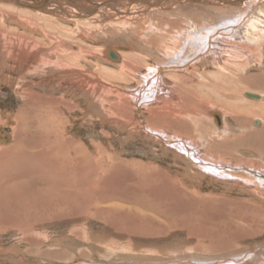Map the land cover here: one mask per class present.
Segmentation results:
<instances>
[{
  "label": "rangeland",
  "instance_id": "374dc122",
  "mask_svg": "<svg viewBox=\"0 0 264 264\" xmlns=\"http://www.w3.org/2000/svg\"><path fill=\"white\" fill-rule=\"evenodd\" d=\"M7 9L0 5L1 13H7ZM29 16L25 14L28 20ZM32 19L36 26L39 24L38 29L43 26L35 36L33 31H24L1 18L0 33L5 29L24 33L25 38H35L42 47L57 42L61 50L52 55L43 52L41 63L46 66L35 69L29 64L23 73L8 72L0 59V73L14 80L12 86L0 81V264H264V138L260 136L264 122L258 118L259 123L254 124L257 117L249 115L242 121L243 127L237 126L241 118L225 115L223 107L232 104L246 114L253 109L246 102L253 101L247 97L249 92L236 95L240 85L235 76L240 73L234 70L226 77L218 75L216 81L211 75L218 68L206 65L185 74L193 81L189 83L193 88H189L192 97L183 98L184 114L189 115L194 105L199 106L198 110L208 106L205 111L219 112L222 127L232 130L222 135L220 124L210 121L209 112L188 120L197 126L196 134L191 135L198 142L200 156L215 155L220 159L212 157L213 162L243 167L231 171L230 180L202 178L195 174L201 166L192 164L193 159L191 163L184 156L174 155L157 140L121 131L115 122L118 119L111 115L114 107L120 108L111 92L93 96L95 100L90 103L83 91L59 81L56 69L71 64L75 69L102 75L110 88L119 90L118 94L126 88L123 102L129 103V98L136 97V90L143 87L141 79L131 74L117 79L114 67L95 53L103 52L110 44L131 43L136 38L127 37L129 30L119 32V27L109 26L102 33L79 26L75 29L74 22H59L44 15ZM2 41L0 38V44ZM184 54L181 58L188 57L189 50ZM230 58L226 59L231 65L224 63L225 67L242 63ZM150 60L146 53L140 62ZM254 61L242 73L245 77L264 71V58ZM191 65L184 71H189ZM168 82L166 89L174 90ZM225 87L237 91L231 103L225 99ZM31 91L36 95L31 96ZM28 96L40 97L43 103L36 106L30 100L28 104ZM45 96L56 102L60 99V110L52 101H45ZM65 103L71 104V109ZM130 105L123 108V116L143 124L146 119L151 124L162 123L159 118L152 119L156 115L139 108V104V110ZM101 115L106 118L100 121ZM48 117L61 119L58 122L67 126L66 134L60 131L61 145L67 147V139L73 138L82 146L80 149L88 155L82 165L72 163L71 158L72 167L64 165V155L54 150L57 137L47 129ZM73 153L67 152L70 157ZM236 178L245 180L238 182ZM246 181L252 182L251 188L244 186Z\"/></svg>",
  "mask_w": 264,
  "mask_h": 264
},
{
  "label": "bare ground",
  "instance_id": "6f19581e",
  "mask_svg": "<svg viewBox=\"0 0 264 264\" xmlns=\"http://www.w3.org/2000/svg\"><path fill=\"white\" fill-rule=\"evenodd\" d=\"M0 3L3 4L5 8L14 11L11 12L7 9V13L0 12L1 19L23 28L24 31H33L34 34L32 35L34 36L36 33L42 32L43 26L38 29L39 24L36 26L32 18H39L42 15L52 20L55 19V21L58 20L59 22H74L73 25L76 26L75 29L79 26L93 30H101L103 33L111 26L116 28L119 27V30L117 29L119 32L125 30V28L127 31L129 30L130 32L127 37L133 35L131 37L136 38L132 40L131 43L127 40L118 45L116 43L114 45L110 44L109 47L105 46L103 52H95L103 57L102 59L106 64L114 67L116 75H118V78L115 77L116 75H113L114 78L119 79L120 76L124 77L127 74H131L141 79L143 87L136 90L138 94L136 97L129 98V103L123 102L124 98H127L125 96V93L128 92L126 88H124V91L126 90L125 92L121 89L122 91L118 94L119 90L110 88L105 83L107 80L105 81V78L101 77L102 75L99 76L97 73H90L83 69H75L71 64L62 65L61 68L56 69L61 76L59 81L70 84V89L83 91L87 97L89 96L90 103H93L95 100L92 99L93 96L97 94L102 95V93L104 95V93L107 94L111 92L109 95L113 96V98L112 96L111 98L114 99L120 107H114L113 111L115 113L111 115L114 120L118 119V121L115 122L120 126L119 129L121 131L136 134L141 139L157 140L174 155L179 157L184 156V160H189L191 163V159H193L192 164L198 167L201 166V168L197 170L198 173H195L198 174L199 177H209L211 179L213 177H219L224 180H230L231 177H233L230 174L231 171L237 169L243 170L241 166L237 167V169L233 166L230 167V165L225 164L227 163L225 161V163L213 162L211 160L213 155H208L211 156L208 157L206 154V158L200 156L201 150L198 146V142L192 137L193 133L196 134L197 126L193 124V121L188 122V120L192 118L195 120L197 118L196 115H198V118L204 116L205 113L209 112H206L205 109L208 110L209 108L205 106L203 110V107L200 106L198 110L199 106L194 105L195 107L190 111L189 115L184 114L182 111V107L184 106L182 102L184 101L183 98L187 96L192 97L189 93V88H193V86L189 84L193 81H191V78L188 79L185 74L192 70H194L192 72H197L199 68L206 65L218 68L217 72L211 75V79L216 81L219 80L217 78L218 75L226 77L227 74H230L234 70L239 72L240 75L235 76L238 77L237 83L240 85L237 87V94L233 92L232 88L225 87L226 93H228L225 99L231 103L236 99L234 97L235 94L238 95L239 93L245 94L249 92L248 95H246L253 101H245L249 103V107L257 110L255 112L252 109L254 112H251V110L248 111L250 113L246 114L247 112H244L243 109L237 110L232 104H228L223 106L226 111V113H224L225 115L229 113L234 119L238 117L241 118L236 122L237 126L240 127H243L244 124L242 121L249 115H253V117L255 115V117H257V119L253 121L254 124L259 123V119L264 122V71L261 73L259 72L260 74L247 77L242 74L247 71L248 63L252 62L255 64L254 58L257 60L259 59V61L261 58H264V0H0ZM26 13L31 16H29V20L25 17ZM5 30H3V33H0V38H3L0 44V59H2L1 65L4 69L7 68L8 72L14 71L23 73L29 64H34L36 66L34 67L35 69H37L38 66L45 67L46 63H41L42 56H44L43 52L47 55H52L53 53H57V50H61L58 49L60 43L50 42L46 44L45 47H42V44H40V42L38 43V40H35V38L34 40H28V38H25L24 33L18 34L16 32L15 34L11 30ZM66 30L68 29L66 28ZM80 33L79 36L82 37V32L80 31ZM66 34L68 35V33ZM163 47H166V50H164ZM63 50L65 49L63 48ZM188 50L190 55L187 57L185 54H188ZM184 52L186 57L181 58ZM142 53L144 57L140 55ZM146 53L149 58L151 57V60L149 62L144 61L145 63L140 62L142 59L145 60ZM229 57L232 59L234 58V60H241L242 63L234 64V69L225 67L227 66L226 64H230L226 59ZM171 58H174L173 61L170 60ZM9 61L12 62L13 65L10 64L11 66H7L6 64ZM191 64H193V66ZM195 64H198L197 67L194 66ZM189 65H191L189 71H184V68L186 69ZM158 78L160 83H157ZM1 80L3 81L2 83L9 86L14 84V80L3 72L0 73V81ZM168 81H171L174 90H170L169 88L166 89L167 84H169ZM222 81H226V79ZM164 86L165 88H163ZM40 87H42V85ZM160 87H162V92L163 90H167V92L162 93ZM215 87L218 88L217 86ZM105 90H108V92H105ZM24 92L28 95L26 91ZM24 92L23 95H25ZM32 92L33 91H31V93ZM148 92L152 94L149 96ZM254 92L256 93L253 95ZM33 95L36 94L34 93L31 96ZM31 96H28V101H24L28 103L32 100L31 103L36 106H38V102L43 103L40 97L31 98ZM45 101L52 100H50V98L48 100L46 97ZM52 102L55 104L57 110H60L59 103L62 101L59 99V102H56V100ZM69 103L65 104L68 109H71L73 104L71 103V105ZM127 104L133 105V107L130 108L134 110L143 108L146 111L154 113L156 116L154 115L155 118L152 119L156 120L159 118L162 123L151 124L149 122L150 120L146 119L143 124V122L138 120L133 121V115V119H129L130 116H123V108L128 106ZM137 104L140 105L138 109H136ZM55 115H57V113H55ZM209 115L212 117V120H210L211 122L213 121L215 125L220 124L222 135L225 131H228L226 134L232 131L229 130L228 127H222L223 120L219 112L210 110ZM54 118H49L47 129L55 133L54 135L57 137V141L54 142L55 152L64 155L66 160V164L64 165H70V167H72L71 163H69L70 158L72 159V163L76 161L77 164L82 165V162L86 160L88 155L80 149L82 146L77 144L73 138L67 139L69 143L67 147L61 145L63 141L62 133L66 134L65 129L67 126L63 127V124L58 122L61 119L57 120L56 117ZM105 118L104 115H101L100 121ZM109 121L112 120L110 119ZM111 126L114 125L112 124ZM17 127L19 128L20 125L17 124ZM184 128L190 131L186 133L183 131ZM262 130H260V136L264 138V131L261 132ZM60 131L62 133H60ZM263 143L264 140L262 144ZM69 150L74 152L72 157L67 154ZM76 150H80L81 152H77ZM213 159L218 160L220 157L217 156L216 158L214 155ZM120 164H124V162ZM250 167L253 168L254 166L250 165ZM226 171H229V173ZM216 178H214V180ZM234 180L238 181L239 179L236 178ZM240 180L243 181L245 179ZM257 182L260 183V181ZM250 183L252 182L246 181V185L244 186L247 187L248 185L250 187L247 188H251L252 185ZM99 202L103 201L99 200Z\"/></svg>",
  "mask_w": 264,
  "mask_h": 264
}]
</instances>
